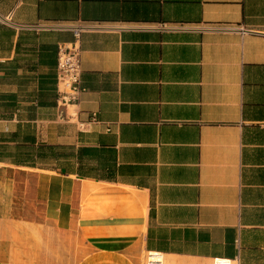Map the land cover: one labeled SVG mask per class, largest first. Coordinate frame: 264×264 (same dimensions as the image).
<instances>
[{"label": "crops", "instance_id": "crops-1", "mask_svg": "<svg viewBox=\"0 0 264 264\" xmlns=\"http://www.w3.org/2000/svg\"><path fill=\"white\" fill-rule=\"evenodd\" d=\"M149 252L264 264V0H0V264Z\"/></svg>", "mask_w": 264, "mask_h": 264}, {"label": "built area", "instance_id": "built-area-1", "mask_svg": "<svg viewBox=\"0 0 264 264\" xmlns=\"http://www.w3.org/2000/svg\"><path fill=\"white\" fill-rule=\"evenodd\" d=\"M74 31V42L62 44L57 49L56 61V92L58 107L73 106L77 103L80 93L81 63L78 47L79 31ZM143 264H163L162 255L149 252L146 254ZM213 264H230L227 260H216Z\"/></svg>", "mask_w": 264, "mask_h": 264}, {"label": "trees", "instance_id": "trees-1", "mask_svg": "<svg viewBox=\"0 0 264 264\" xmlns=\"http://www.w3.org/2000/svg\"><path fill=\"white\" fill-rule=\"evenodd\" d=\"M14 137H15V135L13 134V135H12V138H14Z\"/></svg>", "mask_w": 264, "mask_h": 264}, {"label": "bare ground", "instance_id": "bare-ground-1", "mask_svg": "<svg viewBox=\"0 0 264 264\" xmlns=\"http://www.w3.org/2000/svg\"><path fill=\"white\" fill-rule=\"evenodd\" d=\"M63 116H64V114H63Z\"/></svg>", "mask_w": 264, "mask_h": 264}]
</instances>
